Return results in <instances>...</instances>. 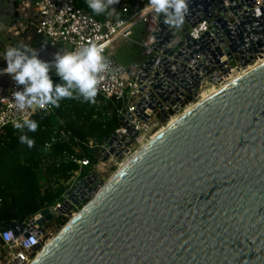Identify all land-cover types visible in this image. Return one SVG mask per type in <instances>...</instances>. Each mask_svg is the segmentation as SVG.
Segmentation results:
<instances>
[{
    "label": "water",
    "instance_id": "95a60500",
    "mask_svg": "<svg viewBox=\"0 0 264 264\" xmlns=\"http://www.w3.org/2000/svg\"><path fill=\"white\" fill-rule=\"evenodd\" d=\"M212 1L185 0L179 23L152 12L147 56L132 64L142 93L134 115L141 120L153 113L168 120L185 97L197 100L202 76L220 83L228 61L239 58L245 67L264 53V2L255 19L241 14L237 0H215L219 16H212ZM224 1L232 26L222 16ZM201 20L211 23L194 40L190 27ZM134 138L111 135L101 161L109 154L121 159ZM101 185L95 174L81 178L60 207L41 210L24 229L18 222L9 228L14 236L42 232L53 215L71 217ZM30 264H264V60L158 129Z\"/></svg>",
    "mask_w": 264,
    "mask_h": 264
},
{
    "label": "built area",
    "instance_id": "2783aa9c",
    "mask_svg": "<svg viewBox=\"0 0 264 264\" xmlns=\"http://www.w3.org/2000/svg\"><path fill=\"white\" fill-rule=\"evenodd\" d=\"M209 1L211 0H208V2ZM227 1L231 2L233 0ZM237 2L240 5L241 14H252L255 19L262 16L264 0H237ZM223 4L225 5V1ZM248 5H251V7H247ZM211 6L214 8V10L211 11L212 16H219V5L215 0L212 1ZM22 7L25 10L28 8V4L22 3ZM109 7L108 16L99 20L93 17L88 10L77 5L76 0H37L34 4L35 20L32 23L35 33L44 38L42 45L34 48V50L38 52L39 58L45 57L49 59L44 54L46 50L56 51V53L62 55V50H66L65 52H73L89 45H95L102 49V56L106 67L104 71L97 75L99 80V83L97 84V95L120 103V107L116 110L119 127L113 134L120 139V137L126 136L127 133L130 132V134H135V138L126 147V152L122 153L121 159L116 158L113 154H109L106 162L101 161L103 156L101 154V149L104 148V144L101 145L97 161V163H100L101 165H105V163L114 164L117 160L122 161L126 156L133 154L142 141L148 138L150 132L160 125V121H162L160 119V114L158 113H153L148 121H143L134 115L136 104L142 97L140 85L134 77V69L132 68V65L129 67L131 75L123 74L120 71L119 64L115 60L114 52L112 51V45L114 42L120 40L125 42L128 40L132 34L134 26L138 24L142 18L148 14H152L154 10L150 4L141 8L134 14H129L127 17H119V12L121 14L129 13L126 6L117 4L116 6L110 5ZM118 8H121L119 12ZM226 9V13L222 16L228 21L229 26H232L236 22L235 16L229 6H226ZM147 10L149 11L144 14ZM142 12L143 14H141ZM210 23L211 20H201L200 22L195 23L190 27L189 36L194 40L198 39L201 34L208 31ZM250 31L251 29L249 28L247 31L249 37L252 36ZM263 55L264 53L262 55L255 54L253 55V58L256 60ZM224 60H227L225 56L220 59L221 62ZM242 62L243 61L239 58H234L232 62L228 61L227 66L229 67V70L228 73L222 75V80H224L226 76H231L233 73L240 70L239 68H242ZM249 64H251V62ZM235 68L238 69L234 70ZM210 83L212 82L207 76H202L200 87ZM20 87L22 86H17L13 83L10 85L6 93L0 96V135L3 134L6 128L14 126L15 122L22 121L25 117L29 118L34 112L44 108L26 107L23 110L17 108L13 99V93L17 90H21ZM166 110L169 111L170 109ZM127 114H129L130 117ZM123 121H127L130 129H126L122 125ZM122 145L123 142H121V146ZM79 163L81 169L89 166L87 159H83ZM97 163L91 168L94 167L98 169L100 165ZM96 173L92 172L91 174H95L96 180H101ZM78 174L79 171L74 173L76 176ZM102 187L103 186L101 185L93 192L89 202L95 199ZM63 200L64 196L62 195L61 200L51 208L54 210L60 207ZM87 203L81 202L78 207H73L71 210V216L77 214L87 205ZM75 211H77V213H74ZM61 216L68 217L67 215ZM26 223L22 224V229L25 228ZM43 233V231L39 232L35 230L33 234L24 237L20 232L17 236H14L13 231L10 228L0 230V241L3 244L2 248L6 250L5 256H0V264H30L35 258L38 250L47 243V241L46 243L42 241ZM35 247H38V250H36Z\"/></svg>",
    "mask_w": 264,
    "mask_h": 264
},
{
    "label": "trees",
    "instance_id": "16d2710c",
    "mask_svg": "<svg viewBox=\"0 0 264 264\" xmlns=\"http://www.w3.org/2000/svg\"><path fill=\"white\" fill-rule=\"evenodd\" d=\"M76 1L96 19L108 16L110 7L96 14L88 7L87 0ZM132 2L125 0L117 4ZM147 5L150 0H143L140 9ZM19 38H28L27 44L15 40L12 47L23 44L34 49L44 41L32 24L19 33ZM49 75L54 83H62L55 73L49 72ZM194 101L188 96L179 108ZM119 107L118 101L97 94L94 101L89 102L74 93L73 98L61 99L58 106L48 105L34 112L29 117L38 125L34 132L27 129L22 132L14 126L5 129L0 135V230L9 229L12 222L24 224L41 210L59 202L68 188L65 184L75 172L81 171V160L89 162L83 169L97 163L101 145L119 127L116 112ZM22 134L33 140L31 147L20 142ZM66 221V217L59 216L54 224L59 229ZM2 246L0 241V248Z\"/></svg>",
    "mask_w": 264,
    "mask_h": 264
},
{
    "label": "clouds",
    "instance_id": "9594fccd",
    "mask_svg": "<svg viewBox=\"0 0 264 264\" xmlns=\"http://www.w3.org/2000/svg\"><path fill=\"white\" fill-rule=\"evenodd\" d=\"M118 0H87L88 7L96 14L104 12ZM152 9L157 14H164L167 22L179 23L186 10L185 0H150ZM6 67L0 74H7L20 87L13 93L17 108L23 110L33 107L58 106L64 98H73L74 93L85 101L92 102L97 94V75L106 65L102 49L95 45L82 47L80 50L56 53L54 57L55 74L62 83H54L49 72L52 64L39 58L38 52L27 45L8 47L3 54ZM38 125L25 117L14 123V128L34 132ZM21 143L33 145V140L26 135L19 137Z\"/></svg>",
    "mask_w": 264,
    "mask_h": 264
},
{
    "label": "rangeland",
    "instance_id": "374dc122",
    "mask_svg": "<svg viewBox=\"0 0 264 264\" xmlns=\"http://www.w3.org/2000/svg\"><path fill=\"white\" fill-rule=\"evenodd\" d=\"M37 0H0V63H6V61L3 59V54L6 51L8 47H12V42H15V40H19L20 42L27 44L28 38H19V33L25 28V27H30V24H32L35 20V11H34V4ZM125 0H120L119 2H123ZM143 0H133L132 8L129 9L128 4V12L130 10H138L140 9L141 3ZM22 3H27L28 8L25 10L22 7ZM124 5V4H123ZM146 7V6H145ZM121 10L119 8L118 12ZM129 14H133L132 12L130 13H125L121 14L119 12L118 16L119 17H127ZM153 26V16L152 14H148L144 18L140 20L138 23V26L136 27V31L134 36L132 37L133 41H129L126 44H124L123 49L119 51L118 54H116L115 58L119 62L122 68L124 69H129V67L133 63L140 64L147 56L148 53V44L151 43V38L149 36V32L152 29ZM138 34H140V37L137 38ZM46 55V54H45ZM47 56V55H46ZM50 58V56H47ZM53 57V56H51ZM238 68H235L234 70H237ZM240 69V68H239ZM55 71V70H54ZM230 75L226 76L224 80L220 83H210L211 85H217L225 82L228 80ZM0 78L5 82L8 80L9 83L11 84L13 80L11 77L7 74H0ZM210 85L208 84L207 86L203 87H209ZM202 87L200 88L201 90L203 89ZM201 90L198 91L197 93V98H199ZM192 103V102H191ZM190 104V103H189ZM185 107V106H184ZM182 110V109H181ZM181 110H179L177 113H179ZM175 113V114H177ZM174 115V114H173ZM166 121H160V125H158L156 128L159 126L163 125ZM155 128V129H156ZM154 129V130H155ZM121 162V160H117L114 164L113 163H105V165H101L100 163H97L99 166L98 169L96 168H88V169H81L79 171V174L73 175V177L65 184L66 186H69L73 182H77L81 178H84L88 175H90L92 172L96 173L97 176L102 180L103 185L111 178L113 172L117 169V165ZM74 213H77L75 211ZM61 216V215H59ZM53 215V218L49 220L48 222L45 223V225L42 227L43 230V242L46 243L48 242L51 238L55 237L58 232L62 229L57 228L56 225L54 224V220L59 217ZM67 217L66 223L72 218ZM65 223V224H66ZM42 249V248H41ZM39 249V250H41ZM38 250V251H39ZM6 254V250H4L2 247L0 248V256L4 257ZM37 254V253H36Z\"/></svg>",
    "mask_w": 264,
    "mask_h": 264
},
{
    "label": "bare ground",
    "instance_id": "6f19581e",
    "mask_svg": "<svg viewBox=\"0 0 264 264\" xmlns=\"http://www.w3.org/2000/svg\"><path fill=\"white\" fill-rule=\"evenodd\" d=\"M262 60H264V55L263 56H260L258 59H256L253 63H251V64H249V65H247V66H245V67H243L242 69L240 68V70H238L237 72H235V73H233L230 77H229V79H231L232 77H234L235 75H237L238 73H240L241 71H243V70H245V69H247V68H249V67H251V66H253V65H255V64H257L258 62H260V61H262ZM48 62H50V64H52V67H54V63H52L54 60H47ZM228 79V80H229ZM228 80H226V81H228ZM225 81V82H226ZM225 82H223V83H225ZM223 83H221V84H217V85H211V84H209L210 86L209 87H206V88H203V87H205V86H207V85H205V86H203L202 88V90H201V93H200V96H199V98H197V100L196 101H194V102H192V103H190V104H188L187 106H185L180 112H182L183 110H185L186 108H188L189 106H191L192 104H194L195 102H197L199 99H201L202 97H204L205 95H207L208 93H210L211 91H213L214 89H216L217 87H219L220 85H222ZM199 90V91H200ZM199 93V92H198ZM179 112V113H180ZM179 113H177V114H179ZM177 114H174V115H172L168 120H166V122L163 124V125H165L168 121H170L173 117H175ZM163 125H161V126H159L158 128H156L155 130L153 129V131L152 132H150V134L148 135V138H150L158 129H160ZM148 138H146L145 140H143L142 141V143L139 145V147L148 139ZM138 147V148H139ZM132 154H130V155H128V156H126L118 165H117V169L131 156ZM116 169V170H117ZM116 170L113 172V174H112V176L114 175V173L116 172ZM111 176V177H112ZM111 179V178H110ZM109 179V180H110ZM109 180L104 184V186L101 188V190L99 191V193H98V195L102 192V190L104 189V187L106 186V184L109 182ZM97 195V196H98ZM96 196V197H97ZM95 197V198H96ZM93 201V200H92ZM92 201H90L89 203H87V205L88 204H90ZM86 205V206H87ZM85 206V207H86ZM84 207V208H85ZM84 208H82L77 214H75L68 222H67V224L65 225V227L84 209ZM65 227H63L59 232H58V234L65 228ZM57 234V235H58ZM56 235V236H57ZM55 236V237H56ZM55 237H53V238H51L46 244H44V246L42 247V249L41 250H39L38 252H37V254H36V256H35V258L44 250V248L55 238ZM34 258V259H35ZM33 259V260H34Z\"/></svg>",
    "mask_w": 264,
    "mask_h": 264
},
{
    "label": "crops",
    "instance_id": "0c3cea01",
    "mask_svg": "<svg viewBox=\"0 0 264 264\" xmlns=\"http://www.w3.org/2000/svg\"><path fill=\"white\" fill-rule=\"evenodd\" d=\"M118 1H120V0H118ZM133 4V3H132ZM132 4L131 5H129V9H131L133 6H132ZM112 5H117V2L116 3H114V4H112ZM126 6V8H127V10H128V5H125ZM140 9H138V10H130V12H132L133 14L134 13H136L137 11H139ZM129 11V10H128ZM149 10H147V11H145L144 12V14L145 13H147ZM129 12V13H130ZM141 14H143V12L141 13ZM138 26V24H136L135 26H134V28L132 29V34H131V36H130V38L128 39V40H126L125 42L124 41H122V40H120V41H116V42H114L113 43V45H112V51L114 52V58H115V56H116V54H118L119 53V51L120 50H122L123 49V46H124V44H126L127 42H129V41H133L132 40V37L134 36V34H135V31H136V27ZM152 28H153V26H152ZM140 37V34H138V36H137V38H139ZM150 44V43H149ZM66 50H62V54H64V53H66L65 52ZM44 54H46L47 56H50V58H49V60H53V58L55 57V55L54 54H56V51H50V50H46L45 52H44ZM51 56H53V57H51ZM115 60L117 61V59L115 58ZM117 63L119 64V62L117 61ZM119 68H120V71L123 73V74H126V75H131V70L130 69H124V68H122L121 67V65L119 64ZM0 69H3V68H1L0 67ZM53 73H55V71H53ZM9 81H11V80H8V81H3L1 78H0V96L2 95V94H4V93H6V91L9 89V87H10V85L14 82H12L11 84L9 83Z\"/></svg>",
    "mask_w": 264,
    "mask_h": 264
}]
</instances>
